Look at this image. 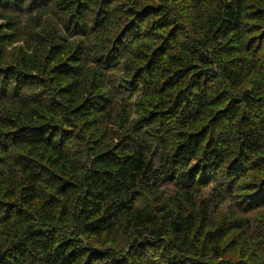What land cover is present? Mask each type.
<instances>
[{"label":"trees","instance_id":"16d2710c","mask_svg":"<svg viewBox=\"0 0 264 264\" xmlns=\"http://www.w3.org/2000/svg\"><path fill=\"white\" fill-rule=\"evenodd\" d=\"M237 197L263 229L264 0H0V264H264Z\"/></svg>","mask_w":264,"mask_h":264},{"label":"rangeland","instance_id":"374dc122","mask_svg":"<svg viewBox=\"0 0 264 264\" xmlns=\"http://www.w3.org/2000/svg\"><path fill=\"white\" fill-rule=\"evenodd\" d=\"M18 46V45H16ZM160 191H166V192H170V187L166 186V187H162L159 189ZM205 196L207 197H212V195L209 192L204 193ZM203 196V194H201ZM166 198V197H165ZM238 201L239 198H233L231 202H227L222 204V206L219 208V210H217L215 212V220L216 223L218 224H225L226 221H230V220H239L240 218L243 219H249L251 228L250 230H248V232H244L243 234H239L238 232H232L229 237L227 238L225 243H232V242H239L240 241V245H242V247L239 248L238 250V255L237 253L232 254V256H230V259L232 261L238 262L240 261V251H244L247 253V251L251 254L253 252V246L255 244V238L258 236L256 234L255 231H263L264 232V228L262 229L263 225L261 220H263L262 217V213L257 212L254 213L252 216H249L248 214L242 213L237 205H238ZM214 206V202H211V207ZM242 208H244V206L241 205ZM246 240V242H245ZM254 240V242H253ZM128 247V245H127ZM240 255V256H239ZM230 260V261H231ZM244 262H246V260H244Z\"/></svg>","mask_w":264,"mask_h":264}]
</instances>
